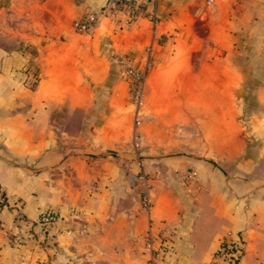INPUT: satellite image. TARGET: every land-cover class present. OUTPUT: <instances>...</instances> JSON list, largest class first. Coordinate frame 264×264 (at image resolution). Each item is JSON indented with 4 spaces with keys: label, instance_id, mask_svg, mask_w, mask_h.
I'll use <instances>...</instances> for the list:
<instances>
[{
    "label": "crops",
    "instance_id": "obj_1",
    "mask_svg": "<svg viewBox=\"0 0 264 264\" xmlns=\"http://www.w3.org/2000/svg\"><path fill=\"white\" fill-rule=\"evenodd\" d=\"M107 1L0 0V264L83 263L77 249L126 248L147 220L167 231L170 254L189 250L186 264L205 263L228 230L243 241L239 264H264V176L230 175L207 158L186 157L197 179L185 185L187 213H177L159 183L150 210L131 212L118 207L129 187L128 166L112 156L117 132L96 124V89L112 61L150 41L154 62L203 51L216 64L233 57L231 71L249 73L264 108V0H156L154 36L143 19L126 27ZM89 12L98 25L76 33L72 21ZM13 35L22 47L10 46ZM34 77L30 88L25 79ZM45 211L60 220L41 232L36 222Z\"/></svg>",
    "mask_w": 264,
    "mask_h": 264
},
{
    "label": "rangeland",
    "instance_id": "obj_2",
    "mask_svg": "<svg viewBox=\"0 0 264 264\" xmlns=\"http://www.w3.org/2000/svg\"><path fill=\"white\" fill-rule=\"evenodd\" d=\"M8 42L11 47L23 46L15 35ZM143 56L144 52L138 50L119 52L112 61V72L96 89V124L102 127L106 123L105 128L117 132L112 156L123 168L128 166L122 176L129 190L123 191L118 207L131 212L150 210L142 202L144 184L139 176L144 175L150 183V208L154 205L153 188L159 183L161 190H170V202L177 213H187L189 191L185 185L197 179L189 177L193 169L184 163L186 157L207 158L230 175L264 176V108L255 103L249 73L231 71L233 57L220 59L218 65L205 51L186 59L172 55L161 62L150 60L139 100L126 70L128 65L136 66ZM72 126H76L74 121H68V127ZM125 143L123 149H128L121 156L120 145ZM144 225L141 235L130 237L126 248L114 252L93 249L96 258L90 257L93 250L89 248L77 249L86 260L73 264H147L144 234L153 225L149 220ZM37 229L44 231V227ZM153 232L156 245L164 244L157 264L187 263L183 256L189 255V250L182 246L175 250L177 253L174 251L175 255L170 254L167 231L164 235ZM213 247L207 250L205 261ZM199 253L194 257L199 259Z\"/></svg>",
    "mask_w": 264,
    "mask_h": 264
},
{
    "label": "built area",
    "instance_id": "obj_3",
    "mask_svg": "<svg viewBox=\"0 0 264 264\" xmlns=\"http://www.w3.org/2000/svg\"><path fill=\"white\" fill-rule=\"evenodd\" d=\"M156 0H108L107 7L109 9L119 11L126 16V27L136 23L138 20H146L150 26L151 36H154L156 27L159 23L157 15ZM99 22V16L97 13L89 12L79 18L72 21V28L76 33L86 34L91 29L96 27ZM153 51L152 41L147 43L144 48L143 59L138 62L136 66H127L126 72L132 78V86L135 90L136 99H141L140 89L142 88L147 73L150 67L151 54ZM196 172L192 170L189 173L190 178H194ZM143 180L144 189L142 202L146 209H150L151 201L149 197L150 183L145 179L144 175L139 176ZM60 220V216L54 211H46L41 214L40 224H54ZM156 236L151 227H148L144 234L145 250L148 253L147 264H157L163 253L161 248H164V244L156 245ZM243 254V241L241 237L232 230L226 231V233L218 238L216 245L208 254V259L204 264H239Z\"/></svg>",
    "mask_w": 264,
    "mask_h": 264
},
{
    "label": "trees",
    "instance_id": "obj_4",
    "mask_svg": "<svg viewBox=\"0 0 264 264\" xmlns=\"http://www.w3.org/2000/svg\"><path fill=\"white\" fill-rule=\"evenodd\" d=\"M35 78H36V77H34V78H32V79H28V78H26V79H25L26 85H27L28 87H30V88H33V87H34V84H35ZM45 212H46V211H45ZM41 214H42V213H41ZM41 214L39 215L36 224H37V226H40L41 228L44 227V230H45V228H47V227H49V226H51V225H53V224L41 225V224H40V217H41Z\"/></svg>",
    "mask_w": 264,
    "mask_h": 264
}]
</instances>
